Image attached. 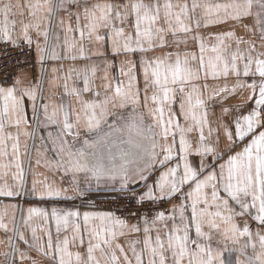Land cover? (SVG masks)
Wrapping results in <instances>:
<instances>
[{"label": "snow or ice", "instance_id": "1", "mask_svg": "<svg viewBox=\"0 0 264 264\" xmlns=\"http://www.w3.org/2000/svg\"><path fill=\"white\" fill-rule=\"evenodd\" d=\"M0 46V198L52 204L0 200V264H264V0H0Z\"/></svg>", "mask_w": 264, "mask_h": 264}, {"label": "crops", "instance_id": "2", "mask_svg": "<svg viewBox=\"0 0 264 264\" xmlns=\"http://www.w3.org/2000/svg\"><path fill=\"white\" fill-rule=\"evenodd\" d=\"M21 2H23V0H21ZM33 51H34V62L32 63V65H30L25 70L29 71L35 77V76H39L40 75V71H39L40 66L36 62L35 50L33 49ZM55 63H57V62L49 61V62L46 63L45 67H47L50 70L51 67ZM63 63H64V66H65V69H66L70 62L69 61H64ZM116 64L117 65L119 64V60H116ZM114 74H115V72H114ZM12 80L9 81L8 83L10 84L12 82ZM32 82L35 83V79H33ZM44 88H45V93L44 94L47 97V95H48V84H47V81H45ZM58 92H62V89H59ZM240 101H241V97L237 96V97L231 99L229 101V103L238 104V103H240ZM216 114L217 115L219 114V109L218 108L216 109ZM29 115H30V110H29ZM29 130H31V129H29ZM39 135H41V136L46 135V133H45L43 128L40 129ZM30 143H31V141H30ZM33 166L35 167V151L34 150H33ZM36 171L43 173V172H45V169L43 167H38V168H36ZM47 175L49 176L50 179L52 178L51 177V173H47ZM55 179L57 180L58 183L60 182L59 175H57L55 177ZM31 180H32V175H31V173H29V175L27 177V181H28V186L29 187L31 185ZM140 190H142V189H140ZM104 193L105 192L92 193L90 199H85V200L77 199L75 201L62 202L60 206H62V207H73V206H75V207L79 208L81 212H83L85 210H93V199L96 196L104 194ZM0 200H3L4 203H16L24 210H26L30 206L47 207L49 209L52 207L51 203H41V202L32 200L31 198L15 199V200L8 199V198H0ZM169 205L171 207L170 203H169ZM95 209H99V208L95 207ZM19 215H20V209L18 208L17 209V217H19ZM34 223L38 224L39 222L38 221H34ZM2 236H3V234L0 233V237H2ZM130 238H135V237L133 236V237H130ZM119 242L121 244H124L125 243V238H121ZM0 250H3V249L0 248ZM30 255L34 256L40 262V264H46V261H45V259L43 257L36 256V254L34 252L30 253ZM25 264H28V262H25Z\"/></svg>", "mask_w": 264, "mask_h": 264}, {"label": "built area", "instance_id": "3", "mask_svg": "<svg viewBox=\"0 0 264 264\" xmlns=\"http://www.w3.org/2000/svg\"><path fill=\"white\" fill-rule=\"evenodd\" d=\"M2 47V46H0ZM11 56L16 57L18 54L15 52L10 53ZM27 57L26 62H24V56H20L19 59L21 60L22 64L21 67L24 69L28 68L34 62V51L25 52L24 54ZM3 56L0 54V64H3ZM20 71L19 67L15 66V60L11 63L5 65L4 67H0V81H2L5 77V72H7V79L8 82L11 81L15 75ZM93 203L96 208L103 209V210H111L121 206L122 204H127L129 201H118L117 193H104L101 195L96 196L93 199ZM160 208L167 209L170 208L169 203H162ZM117 215L124 216L123 212H117Z\"/></svg>", "mask_w": 264, "mask_h": 264}]
</instances>
